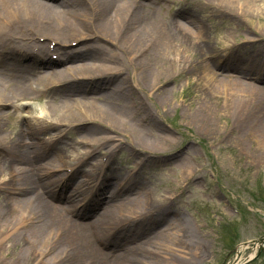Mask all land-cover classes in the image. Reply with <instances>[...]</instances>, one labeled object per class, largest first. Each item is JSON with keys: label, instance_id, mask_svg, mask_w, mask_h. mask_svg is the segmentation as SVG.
Wrapping results in <instances>:
<instances>
[{"label": "bare ground", "instance_id": "6f19581e", "mask_svg": "<svg viewBox=\"0 0 264 264\" xmlns=\"http://www.w3.org/2000/svg\"><path fill=\"white\" fill-rule=\"evenodd\" d=\"M196 2L211 3L249 23L251 17L264 15V0ZM194 6L183 5L164 18L148 0H0V154L11 152L10 159L0 157V171L6 168L10 174V180L0 181V189L7 190V199L13 203L0 201V264H32L38 260L43 264L199 261L203 246H199L198 235L186 218L181 215L169 221L168 212L160 206V195H152L138 181L134 185L122 183L120 178L115 181L118 176L113 168L116 152L126 150L130 157L148 153L150 159L142 164L164 162L163 154L178 143L176 132L156 120L136 89L146 90L150 98L154 94L160 105L170 104L168 83L186 66L198 69L197 75L208 92L224 95L229 105L226 112L237 132H242V143L249 140L264 147V63L257 56L263 53L264 58V50L251 49L247 53L253 54L248 58L225 60V70L237 67L233 79L222 78V72L214 68L200 71L205 61L194 64L192 60L193 54L206 46L198 42L200 35L207 34V45L212 49L216 43ZM185 15L191 26L178 20V16ZM71 40L77 45L70 46ZM43 98L51 102L39 108V114H22L24 109L30 113L36 108L20 100ZM203 99V95L198 96L191 115L185 114L184 108L183 112L187 122H195L203 135H209L216 118ZM49 120L76 124L72 128L83 138L85 149L70 152L60 131L48 139L50 142L56 137L52 147L40 141L41 135L58 129ZM82 121L86 122L79 123ZM125 134L131 141L122 140ZM73 144L78 148L81 145L75 141ZM187 150L195 152L192 145ZM181 157L179 153L172 156ZM41 158L55 160L57 163L52 165L67 173L82 163L80 175L87 178L76 186L73 181L66 183L70 193L55 191L38 164ZM87 163L97 171V178L106 174L111 180L93 198L86 196V189L93 192L97 181L89 187L92 170L82 171ZM194 171L192 166L187 169L188 174ZM144 174L139 167L126 176L136 179ZM9 206L14 208L12 215L17 211L14 219L9 217ZM165 221L169 222L163 236L143 237L152 230L153 223ZM103 239L114 243L110 255L96 243ZM10 248L20 249V253L12 258L6 253ZM47 255L50 257L44 261ZM94 258L96 262L91 260Z\"/></svg>", "mask_w": 264, "mask_h": 264}, {"label": "rangeland", "instance_id": "374dc122", "mask_svg": "<svg viewBox=\"0 0 264 264\" xmlns=\"http://www.w3.org/2000/svg\"><path fill=\"white\" fill-rule=\"evenodd\" d=\"M170 5L171 3L167 2L163 7L157 8L161 17L168 16L171 7L175 6ZM198 17L200 19L204 17L215 18V22L221 24L226 22V27L231 32L230 36L237 40L239 37L242 40L247 36L262 37L257 41V44H253L254 47H251V43L237 46L236 54L246 56L245 53L250 48H262L264 50V15L251 17L252 23L258 31L255 35L249 33L244 23L238 19L227 16L219 17V11L212 7L199 10ZM222 26L224 27V25ZM208 31L210 30L207 29ZM198 42L206 45L203 41ZM224 43L218 42V48H221ZM229 51L231 52L230 49ZM197 52L192 56L193 63L200 64L202 60H205V63H202L199 68L200 71L206 68H214L221 72L226 71L222 66L223 63L218 59L223 50L218 49L217 53L206 45L202 51L198 50ZM230 69L232 70V68ZM197 71L198 69L195 67L186 66L181 73L170 79L168 83L170 90L167 91V96L170 98L171 106L168 103L160 105L154 94L152 98L144 94L156 120L163 126L169 124L171 129L178 131L179 141L170 148L167 152L169 154H166L167 157L161 158L164 162L148 163L147 161L142 167L146 175L140 176L137 181L140 182V186L144 185V189L151 191L152 195L162 197L160 206L168 212L169 221L175 216L182 215L195 230L198 235V244L199 246L200 243L202 244L204 252L200 255L199 261L193 264L240 263L253 252V240L264 237V147L249 140L242 143V132L238 133V128L232 124L231 117L227 112L223 113L225 100L220 96L221 94L208 92L207 86L203 85L199 79ZM200 95L204 96L203 101L205 102L202 103L207 108L210 106L208 109L212 117L216 118V123L212 126L209 135L205 133L203 135L202 130L196 126L195 122H187V117L183 112L184 108L185 114L190 112L191 115V112L198 105L197 98ZM178 97H183V100L180 101ZM174 101L179 105L174 106ZM49 102L51 101L44 99L39 104L34 103L32 107H35L36 112H38L39 108L46 107ZM199 103L202 104L200 101ZM212 105H215V109ZM199 122H201L200 119ZM68 135L67 142L69 144L78 138L74 130H70ZM133 135L134 133H131L130 136ZM188 145H192L195 152L187 150ZM123 152V156L115 160V165L121 168V171H125V168L122 169L120 166L121 158L127 162H131L135 158L134 156L130 157L126 150ZM177 153L182 154L181 160L172 158ZM142 155L145 156V154ZM183 156L185 157L183 158ZM46 160L43 159V162ZM190 166L195 171L187 175L186 172ZM76 180L77 178L74 177V181ZM110 181L104 180L102 184L106 185ZM179 192L180 196H177L172 203L164 202L165 197L168 195L176 196ZM4 199L9 204L11 203L10 205L13 204L12 200L7 199L5 193L0 192V201ZM10 207L9 217L13 216L11 218L14 219L17 211H14L12 215L14 208ZM168 222L153 225L154 234L163 236ZM234 229L237 231L234 232ZM149 234L150 232L145 233L143 237L146 238ZM113 244H110L111 248H114ZM25 246H29V244L26 243ZM186 246H190L189 242ZM239 249L240 254L239 259H237L236 255ZM101 250L103 249L101 248ZM185 250L188 251L189 249L185 248ZM92 251L95 252V250H89V253ZM18 252L20 253V249L10 248L6 253L12 257ZM31 252L32 250L28 251L29 254ZM261 254L255 259H251L249 264H264V250ZM48 255L43 258L44 261L50 257ZM91 260L95 261V258ZM32 264H43V261L38 260Z\"/></svg>", "mask_w": 264, "mask_h": 264}]
</instances>
